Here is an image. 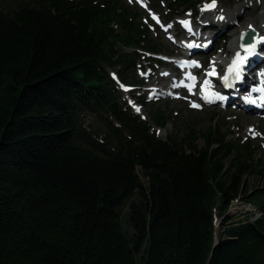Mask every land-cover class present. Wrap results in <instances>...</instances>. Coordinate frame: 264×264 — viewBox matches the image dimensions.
Returning a JSON list of instances; mask_svg holds the SVG:
<instances>
[{"label":"trees","instance_id":"1","mask_svg":"<svg viewBox=\"0 0 264 264\" xmlns=\"http://www.w3.org/2000/svg\"><path fill=\"white\" fill-rule=\"evenodd\" d=\"M12 1L0 2V264H264V219L229 212L237 198L264 209L248 183L257 145L216 128L203 148L195 130L164 140L122 98L111 69L139 83L140 53L125 48L162 50L137 12Z\"/></svg>","mask_w":264,"mask_h":264},{"label":"rangeland","instance_id":"2","mask_svg":"<svg viewBox=\"0 0 264 264\" xmlns=\"http://www.w3.org/2000/svg\"><path fill=\"white\" fill-rule=\"evenodd\" d=\"M173 1L174 0H147L149 11L138 6L133 0H125V5L132 7L134 11L137 12L138 18L149 27L153 38L159 44V47L162 48L161 52H172V55L173 52L179 50L178 46L174 43V35L176 32H180L181 34L187 32L185 28L179 25V19H185L186 16L190 14L192 21L198 22V27L208 21H211L212 25H218L219 27H215L212 30L222 29L221 33H224V37H219L220 34L217 33L213 42V49L207 55L202 56V59L205 57L203 74L206 76V72L212 67L213 56L220 54L222 51L226 52L225 50H227L226 46L228 45L230 36L225 28L234 23V25L237 26L245 17H252L255 10L260 11V3L262 0H217L215 9L207 11H201V8H203L206 3H211V0H195L197 4L194 5V8L186 12L183 8L178 10L176 7H173ZM0 2L3 4L13 3L12 0H0ZM220 11H224V16H226V18L217 21V18H219L217 14ZM154 13L160 14L164 21L163 26L152 21L151 15ZM227 18L229 19L228 22H226ZM258 22H260L264 29V17L260 18ZM169 25L170 27H168ZM165 27L169 29L165 30ZM214 31L209 30L205 32L204 35L215 33ZM127 50L131 51V49ZM145 50V48H142L139 52L142 53ZM157 56L158 55L151 58V55L146 52L140 59L136 58L137 68L141 66L139 70H137L139 74L137 78L139 84L131 85L132 87L124 86V90L121 91V94L124 95L128 101L131 102L135 99L137 103L141 104L142 100H140V98H146L145 102L142 104L147 111L146 115L148 118L145 120L153 126L157 135L164 140H173L175 137L183 138L189 135L192 130H195L197 137L194 144H196L198 148H203L206 146L205 140L203 139L204 133L208 132L210 128H216L220 129L222 134L227 133L226 136H229L227 139L238 140L241 138L242 140L243 138L245 143L246 141H251L254 145H257V159H261L262 161L259 164L261 165L260 171L262 175L256 173L254 176L248 177V183L251 188H264V120H261L258 114H247L240 109L233 110L234 108H230L233 111H227L220 108V106H211L199 111L193 110L184 100L185 96H183L182 99H172L167 96L158 97L156 95L150 100V94L147 96V94L150 93L149 87L152 86V88H155L154 86H160L161 89H168V86L172 83L171 80L173 77L166 78L163 76V73L171 69L175 70L173 64L160 62ZM175 72L181 74L176 70ZM154 82H158V85H155ZM157 98H159V100H157ZM154 115L156 116L155 120L153 119ZM85 118L86 124H93L95 122L93 117L86 116ZM158 119H164V122L161 123L162 126L155 123ZM255 126H259L260 128L256 129ZM250 129H254V132H248ZM186 150L191 149L190 147H186ZM142 178L144 179V177ZM246 202L254 203L260 207L262 200L260 198V200L235 201L230 206V214L234 215L236 219L249 221V217L246 214H251L250 210L254 208V205ZM262 210L264 212V209ZM260 216L261 213L257 212L253 218ZM223 226V217L219 216L218 223L216 224L218 232L223 231Z\"/></svg>","mask_w":264,"mask_h":264},{"label":"bare ground","instance_id":"3","mask_svg":"<svg viewBox=\"0 0 264 264\" xmlns=\"http://www.w3.org/2000/svg\"><path fill=\"white\" fill-rule=\"evenodd\" d=\"M260 11H254L253 12V15L252 17L249 16V17H245L243 19V21L241 23H239L237 26L232 24L230 26H228L226 28V31L228 32L229 36H230V39H229V42H228V45L226 46V49L225 50L226 52L222 51L220 54L218 55H215L213 56L214 59H212V67L208 69V71H213V69L215 70V66H221L222 64L224 63H227L230 59H232L233 57H235L236 53L239 52L240 53V46H239V37H240V34L243 32V31H246L249 29V25H252L254 28H256L258 30V32L260 34H263L264 35V29L262 28L260 22H258V20L262 17H264V0L261 1L260 3ZM219 17L221 15H224V11H220L218 14H217ZM191 17V15H187L185 20H189V18ZM182 18V17H180ZM226 18V16H225ZM228 18L226 19V22H228ZM217 21H221V19L217 18ZM209 38V42L210 43H213L214 41V34L213 33H209L206 35V37L204 39L201 40V42L203 41H206L208 40ZM175 70L174 69H171L170 71H165L163 73V76H165L166 78H172L175 74H174ZM258 76V75H257ZM255 80H258L257 78ZM172 83H171V86H173V84L175 82H177L174 78L171 80ZM155 85H158V84H155ZM161 87L159 86L158 87V92H163L162 90H160ZM153 89H150V92L152 91ZM166 92H168L169 88L168 89H165ZM165 92V91H164ZM169 93V92H168ZM198 92H196L197 94ZM141 113L143 114L144 117L148 118L147 117V111L145 109V107H140L139 108ZM250 117H256V116H250ZM256 129L257 128H260L259 126H255ZM107 131V129H106ZM251 133L254 132V129H250ZM253 212H255V208H252L251 209ZM257 214V211L255 212Z\"/></svg>","mask_w":264,"mask_h":264},{"label":"snow or ice","instance_id":"4","mask_svg":"<svg viewBox=\"0 0 264 264\" xmlns=\"http://www.w3.org/2000/svg\"><path fill=\"white\" fill-rule=\"evenodd\" d=\"M216 3H217V0H211V3H206V4L203 6V8H201V11H207V10H213V9H215V7H216ZM189 15H190V14H189ZM154 18H155V17H154ZM219 19L223 20L224 17L221 15V16L219 17ZM180 23H181L184 27H186V28L188 29L189 32L192 31V29H191V27H190V21H186V20H185V21H180ZM168 27H170V25H169ZM249 30H250L251 32H253V33H255V31H256V29H255L252 25H249ZM245 35H246V33H245V34H242V35H241V39H244V36H245ZM253 39L256 40L257 43H262V42H264V40H259V39H257V37H255V36H253ZM257 43L249 44V45H247V46H245V45L242 44V45H241V48L244 49V51L247 53V56H243V57H242V56L240 55V53L237 52L236 55H235V58L232 60L231 64L229 65V67H228V73H229V74H233V73H234V79H235V81H241V80H242V67H241V66L244 64V62H245L249 57H251V56H253V55L255 54V50H256ZM193 46H194V45H192V44H189V45H188L189 48H191V47H193ZM191 63H192L193 66H197V67H199V65L196 64L195 61H192ZM207 75H209V76L215 75V70L213 69V71L207 73ZM262 75H264V73H262ZM189 78H191V79H195L194 77H191L190 74H189ZM223 80H224V86H225V87H232V84L228 82V81H229V76H228V75H225V76L223 77ZM181 83H182V82H181ZM208 84H209V81H208V80H205V81H204V85H205V86H208ZM173 86H176V85H173ZM189 91H191V87H189ZM253 91L264 92V88H256V89H253ZM210 95H215V98H216V99H219V100H225V99H226V97H224V96H220V95H216V94H214V93L206 94L203 98H204L205 100H208L209 102H211V101L209 100V96H210ZM245 99H246L249 103H253V104L256 103V101H255V100H252L250 97H245ZM261 99L264 100V96H262ZM130 103H131V102H130ZM191 106L194 107V108H198V107H200V105L195 104V103H193ZM135 110H136L137 112L140 111L139 108H136Z\"/></svg>","mask_w":264,"mask_h":264},{"label":"water","instance_id":"5","mask_svg":"<svg viewBox=\"0 0 264 264\" xmlns=\"http://www.w3.org/2000/svg\"><path fill=\"white\" fill-rule=\"evenodd\" d=\"M245 33H246V35L244 36V39H241V36H240V40H239V46L240 47H241L242 44L245 45V46H247L249 44H253V42H254V39L253 38H252V40L248 39V37L251 35V31L248 30V31L243 32L242 34H245Z\"/></svg>","mask_w":264,"mask_h":264}]
</instances>
